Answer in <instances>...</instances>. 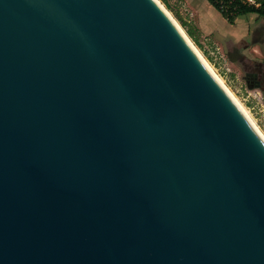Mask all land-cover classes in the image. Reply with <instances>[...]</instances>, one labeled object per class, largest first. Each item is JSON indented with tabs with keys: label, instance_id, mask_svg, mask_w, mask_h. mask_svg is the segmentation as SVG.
<instances>
[{
	"label": "water",
	"instance_id": "95a60500",
	"mask_svg": "<svg viewBox=\"0 0 264 264\" xmlns=\"http://www.w3.org/2000/svg\"><path fill=\"white\" fill-rule=\"evenodd\" d=\"M0 264H264V140L156 0H0Z\"/></svg>",
	"mask_w": 264,
	"mask_h": 264
},
{
	"label": "rangeland",
	"instance_id": "374dc122",
	"mask_svg": "<svg viewBox=\"0 0 264 264\" xmlns=\"http://www.w3.org/2000/svg\"><path fill=\"white\" fill-rule=\"evenodd\" d=\"M264 137V16L210 0H157Z\"/></svg>",
	"mask_w": 264,
	"mask_h": 264
},
{
	"label": "trees",
	"instance_id": "16d2710c",
	"mask_svg": "<svg viewBox=\"0 0 264 264\" xmlns=\"http://www.w3.org/2000/svg\"><path fill=\"white\" fill-rule=\"evenodd\" d=\"M213 5L220 9L223 14L227 15L228 18H232L235 14H242L246 12H256L261 16H264V0H256L259 5L255 6L252 4H246L236 0L233 5H230L227 9H222L217 0H210Z\"/></svg>",
	"mask_w": 264,
	"mask_h": 264
},
{
	"label": "bare ground",
	"instance_id": "6f19581e",
	"mask_svg": "<svg viewBox=\"0 0 264 264\" xmlns=\"http://www.w3.org/2000/svg\"><path fill=\"white\" fill-rule=\"evenodd\" d=\"M157 1V0H156ZM158 2V1H157ZM159 3V2H158ZM160 4V3H159ZM161 5V4H160ZM162 6V5H161ZM166 11V9H165ZM167 12V11H166ZM168 14V12H167ZM169 15V14H168ZM176 24V23H175ZM177 25V24H176ZM178 27V25H177ZM179 28V27H178ZM179 30L181 31V29L179 28ZM182 32V31H181ZM182 34L185 36V38L187 39V41L189 42L187 36L182 32ZM189 44L192 46L193 50L196 52V54L199 56V58L201 59V61L204 63V65L207 67V69L211 72V74L215 77V79L219 82V84H221V86L225 89V91L228 93V95L232 98V100L237 104V106L240 108V110L243 112V114L245 115V117L247 118V120L250 122V124L253 126V128L257 131V133L261 136V138L264 140L263 135L261 134V132L257 129L256 125L253 123V121L249 118V116L247 115V113L244 111V109L239 105V103L237 102V100L234 98V96L230 93V91L227 90V88L224 86V84L221 82V80L216 76V74L212 71V69L209 67V65L204 61V59L202 58V56L197 52V50L195 49V47H193V45L189 42Z\"/></svg>",
	"mask_w": 264,
	"mask_h": 264
},
{
	"label": "built area",
	"instance_id": "2783aa9c",
	"mask_svg": "<svg viewBox=\"0 0 264 264\" xmlns=\"http://www.w3.org/2000/svg\"><path fill=\"white\" fill-rule=\"evenodd\" d=\"M235 1L236 0H217V2L219 3L222 9H227L230 5H233ZM240 2L246 3V4H252L255 6L259 5V2L256 0H240Z\"/></svg>",
	"mask_w": 264,
	"mask_h": 264
}]
</instances>
